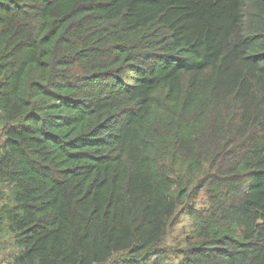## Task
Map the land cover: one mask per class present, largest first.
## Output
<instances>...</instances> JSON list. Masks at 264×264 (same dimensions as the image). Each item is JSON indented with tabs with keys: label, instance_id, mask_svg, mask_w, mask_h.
<instances>
[{
	"label": "trees",
	"instance_id": "1",
	"mask_svg": "<svg viewBox=\"0 0 264 264\" xmlns=\"http://www.w3.org/2000/svg\"><path fill=\"white\" fill-rule=\"evenodd\" d=\"M0 264H264V0H0Z\"/></svg>",
	"mask_w": 264,
	"mask_h": 264
},
{
	"label": "rangeland",
	"instance_id": "2",
	"mask_svg": "<svg viewBox=\"0 0 264 264\" xmlns=\"http://www.w3.org/2000/svg\"><path fill=\"white\" fill-rule=\"evenodd\" d=\"M189 230L190 220L188 217H184L182 222L176 225L175 229L168 235L166 245L169 247H176L181 241H183L184 236L189 232Z\"/></svg>",
	"mask_w": 264,
	"mask_h": 264
}]
</instances>
